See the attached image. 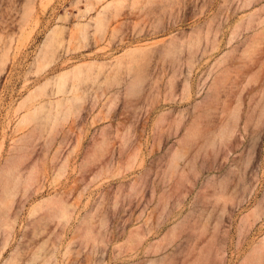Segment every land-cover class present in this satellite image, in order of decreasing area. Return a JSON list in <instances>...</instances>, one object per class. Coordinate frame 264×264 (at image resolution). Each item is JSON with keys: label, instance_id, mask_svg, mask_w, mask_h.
Wrapping results in <instances>:
<instances>
[{"label": "rangeland", "instance_id": "374dc122", "mask_svg": "<svg viewBox=\"0 0 264 264\" xmlns=\"http://www.w3.org/2000/svg\"><path fill=\"white\" fill-rule=\"evenodd\" d=\"M263 108L264 0H0V264H260Z\"/></svg>", "mask_w": 264, "mask_h": 264}, {"label": "bare ground", "instance_id": "6f19581e", "mask_svg": "<svg viewBox=\"0 0 264 264\" xmlns=\"http://www.w3.org/2000/svg\"><path fill=\"white\" fill-rule=\"evenodd\" d=\"M97 20V19H96ZM54 39V37H53ZM61 43V42H60ZM40 87V86H39ZM261 112H264V108L262 109ZM23 121V120H22ZM9 158V157H7ZM35 173L34 171H30L29 174L23 179V183L25 186H29L33 180L35 179ZM7 175L6 174H3V171L2 169H0V196L2 195L3 191H4V195H8L9 193H7L6 191V185L8 187V184L9 183H6L8 181V177H6ZM12 180L13 181H16V183H18L20 180H19V175L18 174H14V176L12 177ZM21 182V181H20ZM11 185V184H10ZM17 185V184H16ZM14 188V187H13ZM10 190V189H9ZM9 192V191H8ZM11 192V191H10ZM7 197V196H6ZM12 197V196H11ZM9 199V198H8ZM48 200V199H47ZM9 201L8 200V204H9ZM2 203V202H1ZM5 205L8 208H10V204L9 205ZM53 208V207H52ZM55 208V207H54ZM57 209V208H56ZM56 212V210H55ZM59 215L62 216V217H67L69 216V208L65 205V204H62L60 205V208H59ZM2 215V214H1ZM54 215V214H53ZM58 215V214H57ZM56 216V214L54 215ZM60 218V217H59ZM67 219V218H66ZM128 237L129 239L131 240V243L130 245H133L134 242H135V239L139 237V233L137 232V230H135L134 228L130 229L128 231ZM252 251L256 253V259L259 261V263L262 262V259L264 257V236H262L259 241L254 245V247L252 248Z\"/></svg>", "mask_w": 264, "mask_h": 264}, {"label": "crops", "instance_id": "0c3cea01", "mask_svg": "<svg viewBox=\"0 0 264 264\" xmlns=\"http://www.w3.org/2000/svg\"><path fill=\"white\" fill-rule=\"evenodd\" d=\"M249 216H255V215H252V214H248ZM257 223H258V220L257 219H255V218H253V219H249V222H248V248H247V251L245 250L244 251V255L247 253V252H249V250H250V248H251V246H252V244L254 243V242H256V240H257V237H256V228H257ZM178 224H180V222H178ZM174 226H176V224L174 225ZM205 251H203L202 252V255L200 256V258H201V260H204L206 257H205ZM206 253L208 254V251H206ZM243 255V256H244ZM243 256H241V258L243 257ZM208 257V256H207ZM215 257H216V262H215V264H224V260H225V251L222 249V250H217L216 251V255H215ZM157 258H163V256H159V257H157ZM240 258V259H241ZM240 259H239V261H240ZM188 264H208L207 262L205 263L204 261H192V262H187ZM239 264V263H238ZM260 264H264V257H263V259H262V262L260 263Z\"/></svg>", "mask_w": 264, "mask_h": 264}]
</instances>
